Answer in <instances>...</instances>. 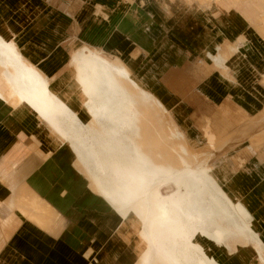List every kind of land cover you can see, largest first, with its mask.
<instances>
[{"label":"crops","instance_id":"crops-1","mask_svg":"<svg viewBox=\"0 0 264 264\" xmlns=\"http://www.w3.org/2000/svg\"><path fill=\"white\" fill-rule=\"evenodd\" d=\"M0 3V36L16 41L29 62L57 58L46 72L62 74L67 69H57L60 58L87 42L107 58L133 65L139 83L170 109L197 150H207L205 132L213 136L219 146L209 151L213 174L231 200L244 205L263 246L257 249L248 232L240 233L226 207L216 218L223 236L209 246L210 258L216 264H264V2ZM0 88L7 90L1 80ZM69 101L88 121L80 96ZM41 130L28 108L0 98V264H129L125 248L115 244L122 215L91 191L74 167L71 148Z\"/></svg>","mask_w":264,"mask_h":264},{"label":"bare ground","instance_id":"bare-ground-1","mask_svg":"<svg viewBox=\"0 0 264 264\" xmlns=\"http://www.w3.org/2000/svg\"><path fill=\"white\" fill-rule=\"evenodd\" d=\"M260 28L264 32V22ZM34 63L16 41L0 36V80L7 86L5 92L0 90V98L13 108H28L59 146L71 148L74 167L91 191L122 215L115 244L125 248L129 264H216L209 250L215 243L203 227L201 208L207 196L221 209V197L237 206L243 228L256 239L254 246H263L250 229L252 217L244 205L233 202L213 174L209 151L219 147L215 138L205 132L207 150H197L170 109L139 83L133 65L119 57L109 59L86 42L64 57L58 67L67 69L62 74L47 73L49 63ZM75 95L80 96L88 121L69 101Z\"/></svg>","mask_w":264,"mask_h":264},{"label":"rangeland","instance_id":"rangeland-1","mask_svg":"<svg viewBox=\"0 0 264 264\" xmlns=\"http://www.w3.org/2000/svg\"><path fill=\"white\" fill-rule=\"evenodd\" d=\"M257 1H263V0H257ZM264 2V1H263ZM264 22V18L260 21L259 25L262 26V23ZM87 43V42H86ZM89 44V43H88ZM91 45V44H90ZM65 46H68L67 43H65ZM138 57V56H137ZM57 58L54 59V61L52 63H49V67L53 68L55 66V61H56ZM138 59V58H137ZM136 59V60H137ZM60 61L59 64L60 65H63L62 63H64V58H60ZM60 67V66H58ZM57 67V68H58ZM194 74H199L198 72H195ZM210 135V134H209ZM176 139L178 140V136L176 135L175 136ZM213 137V136H212ZM214 138V137H213ZM262 142H263V139H262ZM259 144H263V143H259ZM128 148H130L129 150H131L133 147L129 144L128 145ZM209 196L206 197V200L205 202L203 203V207L201 208V211H205L203 212V216H204V220H203V224L205 222V226L203 225V227H205V230L206 232L209 233V241H213V242H216V240H218L219 236H223L222 233H217L216 229H215V226L217 227L216 225V218L219 217L221 214H225L227 213L226 212V207L228 208L229 212L231 213V215L234 216V223L237 224L239 223L241 225V229H240V233H245V229L243 228V225H244V220H243V217L242 215H240L239 212H242L240 211V209L237 207V206H233L232 204H228L226 202V200L224 198H220V202L221 204L223 205V207L225 208H219L218 206H216L212 200L210 198H208ZM218 197V196H217ZM208 199V200H207ZM211 203V204H210ZM210 205V206H208ZM207 206V208H206ZM211 207V209H209ZM221 209V210H220ZM225 210V212H223ZM209 212V213H208ZM206 213V215L204 214ZM209 215V216H208ZM240 227V226H239ZM243 228V230H242ZM247 232V231H246ZM218 236V237H217ZM250 238V241L255 245L256 244V239L254 237H252L251 235L249 236Z\"/></svg>","mask_w":264,"mask_h":264}]
</instances>
